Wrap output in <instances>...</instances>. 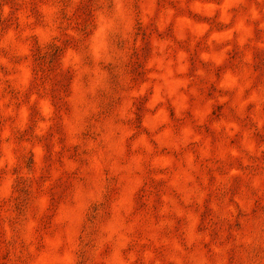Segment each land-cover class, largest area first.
<instances>
[{"label": "clouds", "instance_id": "clouds-1", "mask_svg": "<svg viewBox=\"0 0 264 264\" xmlns=\"http://www.w3.org/2000/svg\"><path fill=\"white\" fill-rule=\"evenodd\" d=\"M252 48L264 0H0V264H264Z\"/></svg>", "mask_w": 264, "mask_h": 264}, {"label": "rangeland", "instance_id": "rangeland-1", "mask_svg": "<svg viewBox=\"0 0 264 264\" xmlns=\"http://www.w3.org/2000/svg\"><path fill=\"white\" fill-rule=\"evenodd\" d=\"M7 2V0H6ZM179 0H158L159 6L160 7H164V6H175V3H178ZM205 22L211 24L214 28H216L217 30H220L222 28L221 25H218L215 23L214 20H206ZM159 38L161 39H174V36L172 34L171 29L166 30L164 33L162 34H158ZM257 39H260V33H257ZM202 43V42H201ZM184 47H186L185 45H182ZM196 48L199 49L200 48V44L198 43L196 45ZM147 49H145V53H147ZM252 54H253V70L255 72H258L261 76H264V49H260V48H252L251 49ZM241 56V52L239 50V48L237 46H233L232 51L229 53V63L230 64H234ZM191 62H192V66H193V71L196 68V65L199 63V58H198V53L197 52H193L191 55ZM220 70H217V72H219ZM209 95H211V92L208 93ZM39 118V113L37 112V110L35 108H33L32 110V115H31V125L29 126V128H27L23 133H20L18 138H17V142H24L27 138L30 137L33 127L35 125L36 120ZM51 139V134H49L46 137H42L39 138V142L44 143L45 145H47L50 142Z\"/></svg>", "mask_w": 264, "mask_h": 264}]
</instances>
